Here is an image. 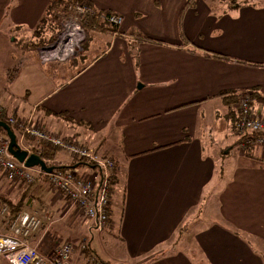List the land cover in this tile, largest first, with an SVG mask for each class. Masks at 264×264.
Wrapping results in <instances>:
<instances>
[{
	"label": "crops",
	"instance_id": "1",
	"mask_svg": "<svg viewBox=\"0 0 264 264\" xmlns=\"http://www.w3.org/2000/svg\"><path fill=\"white\" fill-rule=\"evenodd\" d=\"M52 1L0 0L2 117L30 120L114 161L111 196L123 203L100 233L127 243L128 264H264V149L240 152L227 99L251 90L264 99V0H84L122 17L116 33L92 32L83 60L76 54L41 64L17 39L49 17ZM254 105L264 114L262 101ZM16 134L21 149L35 154L36 139ZM55 161L81 176L92 170L62 149ZM0 197H25L30 212L43 203L44 216L56 220L66 203L39 174L27 186L0 174ZM79 212L71 207L74 221L61 219L48 231L38 213L43 224L31 243L44 249L49 239L59 241ZM184 224L196 248L186 243L141 256L140 249L170 237L179 241ZM93 226L80 225L73 243L87 240L85 227ZM83 253L77 247L72 261Z\"/></svg>",
	"mask_w": 264,
	"mask_h": 264
},
{
	"label": "built area",
	"instance_id": "2",
	"mask_svg": "<svg viewBox=\"0 0 264 264\" xmlns=\"http://www.w3.org/2000/svg\"><path fill=\"white\" fill-rule=\"evenodd\" d=\"M74 9L78 15L91 14L94 11L87 2L75 3ZM121 18L118 14H110L105 20L116 26ZM83 40L84 32L78 20L75 17L64 18L56 37L36 49L38 60L41 64L66 61L81 50ZM245 94L237 106H233L238 113L234 125V134L239 140L238 146L246 150L252 147L264 149V114L254 104H250L249 93ZM4 115L0 106V116ZM6 120L8 125L18 130L20 139L29 135L36 140L59 147L75 158L91 161L95 167L87 176H81L71 169L65 171L52 169L49 172L37 170L12 158L7 152L8 141H3L0 144V174L6 179L25 181L28 184L36 180L37 174L43 175L47 185L63 197L68 208H77L87 219L93 220L99 230L104 229L111 218L113 170L110 168H113V160L90 152L87 147L76 141L51 134L42 127L31 124L30 120L20 122L13 116H6ZM4 211L5 207L1 213ZM45 218L48 222L51 221L49 216L45 215ZM41 222L37 212L17 213L9 228L11 234H0V256L9 264H72L71 255L74 251L69 242L58 243L49 251H39L36 246L25 241L31 233L37 231Z\"/></svg>",
	"mask_w": 264,
	"mask_h": 264
},
{
	"label": "trees",
	"instance_id": "3",
	"mask_svg": "<svg viewBox=\"0 0 264 264\" xmlns=\"http://www.w3.org/2000/svg\"><path fill=\"white\" fill-rule=\"evenodd\" d=\"M191 1L192 0H188V3H190ZM83 2H87L88 4H90V2L84 1V0H54V1H52L50 7L48 8L49 17L44 18L40 22V24L37 26V28L34 29L32 34H30V36L26 35L23 37L24 38L23 41L19 40L20 41L19 44L22 43L23 45H25V48L36 51V49L39 46H43V45L47 44L48 42L52 41L56 37V34L60 28L58 21L61 18V16H62V19L70 17V15L69 16L67 15L68 11H69L68 13H70V14L72 13L74 15L75 3H83ZM229 3H230V5H234V6H235V4H239L237 2V0H230ZM92 8L94 11L91 14L86 13V14H82V15H74L75 18L78 17L76 19L78 20V22H79V24H80V26L84 32V40H83L82 45H81V50H79L77 52V54L81 56L82 60L84 59L83 58L84 50H86V48H87L86 47L87 42L90 40V38H91L90 34L92 32H100V31L105 32V31L111 30L112 32L116 33V26L110 24L107 20H105L106 16H108L110 14H114V13L97 11L93 6H92ZM58 9H60V11H58ZM62 19H61V21H62ZM108 25H110L111 27H108ZM44 29H50L52 31V34L50 36L46 37ZM140 37L143 38L144 41L149 39L148 37L141 36V35H140ZM19 44L17 43V45H19ZM203 53L208 54L206 52H203ZM247 93H249V97H250L249 99H250L251 105L254 104V102H256L257 100L262 101L264 103V99L258 98L257 94L254 91L251 90ZM244 95H246V94L233 93V94L228 95L227 99H229L232 102L233 106H237L241 97H244ZM233 106L230 110L232 113L231 115L233 116V125H235L238 113H237L236 109H233ZM0 120L7 122L6 118H4L2 116H0ZM10 128L12 129V131L15 134L17 133V130L14 126L10 125ZM0 132L4 133V130L2 128H0ZM25 136H26V139H33L29 135H25ZM36 141L37 142L34 143V146H32V150H31L32 153H35L41 160L44 161L45 164H47L48 167L52 166L53 169L58 170V171L68 170V169H65L66 167H68L66 165H64V166L55 165L56 164L55 163L56 162L55 161L56 155H57L59 149H61V148L56 147V146H52L49 143L44 142V141H39V140H36ZM238 141L239 140L237 139V143H238ZM104 157H106V156H104ZM75 160H76V162H75L76 165L82 164V165L89 167L91 169H93L95 167V164L93 162L88 161L84 158H81V159L75 158ZM114 166H115V163H113V168H114ZM70 168L71 167H69V169ZM113 168L112 169L110 168V170H113ZM33 182H31L29 184H32ZM25 202H26L25 197H23L19 201H11L10 199L0 197V230H2L1 232H5V233L8 232L10 225H11L13 219L15 218L16 214L25 210V208H26ZM4 207H5V211L3 213H1V210ZM28 212H30V211H28ZM84 250H82V252ZM91 251L93 252V250H91ZM90 260H92L93 264H103L102 260L99 258L98 255H96V253H93V255H91Z\"/></svg>",
	"mask_w": 264,
	"mask_h": 264
},
{
	"label": "rangeland",
	"instance_id": "4",
	"mask_svg": "<svg viewBox=\"0 0 264 264\" xmlns=\"http://www.w3.org/2000/svg\"><path fill=\"white\" fill-rule=\"evenodd\" d=\"M74 15H78V13H76L74 11ZM68 17V16H67ZM75 17V16H74ZM73 16H70L68 18H74ZM61 19H62V16L61 18L59 19L58 23H59V26H60V23H61ZM108 27H111L110 25H108ZM106 28V27H105ZM17 43L19 44L20 41L17 39ZM83 63V62H82ZM18 70V68L16 69ZM12 71V73H15V71ZM10 126V125H9ZM4 134V133H3ZM234 139V138H233ZM238 139V138H237ZM3 141H8V138L4 137L3 138H0V144L3 142ZM237 144L235 143V145L232 147L231 149V154H235L237 153ZM238 149L240 150V152L242 153H247V150L246 149H241V147H238ZM56 163V162H55ZM47 166V164H45ZM48 167V166H47ZM52 167V166H51ZM34 169H39L41 171H44L41 169V167L39 166H34L33 167ZM42 173V172H41ZM38 175V174H37ZM36 175V176H37ZM37 179V177L35 178ZM7 181H10L12 183H19L22 184L23 186H27V185H30L28 184L27 182L25 181H16L14 182L13 180H9L7 179ZM48 191L50 193H55V190H49V186H48ZM16 192H11L10 196H14V198L16 197ZM59 194V193H58ZM46 199L48 198L49 195L47 194H44ZM54 195V194H53ZM44 200L45 203H47V200ZM62 200V199H61ZM63 201V200H62ZM113 201V206L111 208V212L113 214V216H115V214L118 216L119 212H120V209L122 207V203H123V197L122 196H118L117 197V200L115 202V205H114V201H115V194L112 195V200ZM39 203V202H37ZM64 205H60V208H61V211L59 213V217H58V220L56 219H51V221L47 222L46 225H43L44 227L43 228H47V231L48 229L51 227V225L59 220H61V223H69L70 221H74V219L71 218L70 215H74V213H69V209L68 208V204L65 203L63 201ZM44 206L43 203H40ZM40 204H38L36 207L33 208V210H36L39 215H41L44 219H45V216L43 214V212H45L43 209H42V206H40ZM58 204V203H57ZM55 200L53 201L52 203V207L56 206L57 205ZM59 206V205H58ZM62 206V207H61ZM31 209V208H30ZM43 211V212H42ZM35 212V211H33ZM81 213V211L79 212V214ZM69 214V215H68ZM117 218V217H116ZM82 220V222H80ZM85 220V221H84ZM91 220V219H89ZM85 215H80L76 218V221L74 222V224L72 226H67V230L66 231H61L62 233H60L58 236V239H49L45 244H44V247L45 246H48V247H45L44 249L40 248V245L38 244H32L31 243V238L34 237V234L39 230L41 229V225L43 224V222H41V225L38 226V228L36 229L37 231L31 233L25 241H27L30 245L32 246H36L38 248L39 251H49V249L55 247L58 243L59 244H62L64 242H69L72 244L73 246V251L75 249L80 248V250H84L81 258L79 257H73V261H72V264L74 263H77L79 264L80 263V260L83 261V260H87L88 259V263L90 264H93L92 263V260H90L91 258V255H93V253H96V255L99 256V258L102 260L103 264H128L129 261V258L127 256V253L125 251V247L124 245L127 247V243H123V242H120L119 240H117L118 238L117 237H109L111 239V241H108L107 238L105 240H103L101 237H105V234H101L100 233V230L93 226L91 231H89L86 227L88 225H86L85 227V232L88 234V239L86 240L85 238L82 239L80 242H79V245H75L73 242L77 241V239L79 238L80 236V233H79V229H80V225H84V222L87 223L89 221ZM63 221V222H62ZM93 221V220H91ZM188 219H184V221L182 223H185L187 222ZM60 223V222H59ZM94 223V221H93ZM94 225H96L94 223ZM110 226V224H108L106 227ZM49 227V228H48ZM84 227V226H83ZM105 227V228H106ZM104 228V229H105ZM63 229V228H62ZM186 229V226L184 224L183 227L180 228V234H181V231H182V238L179 240V241H174V238L173 237H170L168 240L166 241H162V242H159L156 244L155 247L153 248H145V249H140L142 252H141V256L142 257H145V254L146 256L148 255H151V254H154L156 251H163L164 249H173V250H176L178 249L180 246H184L186 243L188 244H194V248H196V242H189V240L187 239V235L184 234V231ZM103 230V229H102ZM178 230V229H177ZM52 231V230H51ZM179 232V230H178ZM5 232H1L0 231V234H3ZM9 234H11V231L9 230ZM169 247V248H168ZM186 247V246H185ZM93 250V252L91 250ZM101 252V253H105V256L102 258L97 252ZM146 251V252H145ZM73 254V253H72ZM139 258V256L137 257ZM80 259V260H79ZM71 260H72V255H71ZM0 264H9L6 259L2 256H0Z\"/></svg>",
	"mask_w": 264,
	"mask_h": 264
},
{
	"label": "water",
	"instance_id": "5",
	"mask_svg": "<svg viewBox=\"0 0 264 264\" xmlns=\"http://www.w3.org/2000/svg\"><path fill=\"white\" fill-rule=\"evenodd\" d=\"M76 54L77 53H75L74 55ZM0 128L4 130L5 135L8 138L7 152L14 159L19 162H24V164L28 167L39 166L46 172H49L53 169L52 167H47L44 161L41 160L36 154H28L27 151L21 149L16 141L15 133L5 121L0 120Z\"/></svg>",
	"mask_w": 264,
	"mask_h": 264
}]
</instances>
